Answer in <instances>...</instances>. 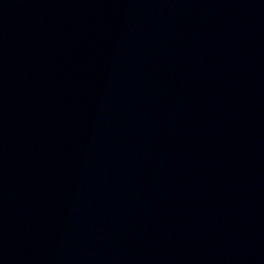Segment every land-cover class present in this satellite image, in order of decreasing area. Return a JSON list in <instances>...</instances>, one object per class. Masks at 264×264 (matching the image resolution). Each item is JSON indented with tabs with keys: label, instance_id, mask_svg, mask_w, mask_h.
<instances>
[{
	"label": "water",
	"instance_id": "95a60500",
	"mask_svg": "<svg viewBox=\"0 0 264 264\" xmlns=\"http://www.w3.org/2000/svg\"><path fill=\"white\" fill-rule=\"evenodd\" d=\"M0 264H264V0H0Z\"/></svg>",
	"mask_w": 264,
	"mask_h": 264
}]
</instances>
